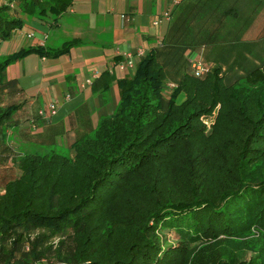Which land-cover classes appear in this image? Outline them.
<instances>
[{
  "label": "trees",
  "instance_id": "trees-1",
  "mask_svg": "<svg viewBox=\"0 0 264 264\" xmlns=\"http://www.w3.org/2000/svg\"><path fill=\"white\" fill-rule=\"evenodd\" d=\"M71 2L0 0V41L24 24L21 13L56 20ZM263 5L178 2L160 44L116 80V105L75 138L72 155H19V174L0 186V264H264V56L251 67L245 55L233 60L244 69L233 80L219 64L195 75L186 56L222 41L243 46L239 56L251 51L243 34ZM74 42L1 55L0 142L21 106L3 102L16 81L7 66ZM231 49L213 57L227 61ZM112 78L102 71L91 90ZM203 115H213L209 128ZM165 229L177 233L174 243Z\"/></svg>",
  "mask_w": 264,
  "mask_h": 264
},
{
  "label": "crops",
  "instance_id": "crops-1",
  "mask_svg": "<svg viewBox=\"0 0 264 264\" xmlns=\"http://www.w3.org/2000/svg\"><path fill=\"white\" fill-rule=\"evenodd\" d=\"M182 1L72 0L56 20L51 17H27L21 13L24 24L16 28L9 39L2 40L6 41L3 47L5 54L25 46L41 45L45 34L47 37L42 45L49 52L66 41L76 42L60 55L52 57L30 52L7 66V78L16 81L12 89H5L3 102L21 103L11 119L16 123L21 114L23 118L18 126H28L31 121L37 125L38 122L42 125L37 129H51V140L65 139L72 144L79 134L95 126L100 114L110 113L116 105V80L134 70H121L116 66V62L123 59V52L134 51L137 47H143L146 51L160 44L169 20L158 24H153V20L164 10L173 9ZM28 32H33V35L28 36ZM243 39L253 45L250 53H244L246 59L251 65L257 64L260 57L264 56V5L255 14ZM249 54H252L253 59L248 57ZM235 55V50H232V61ZM102 71L113 77L108 89L93 91L91 84H83L85 78L95 72L99 75ZM66 93L70 94L69 98H65ZM50 100L57 101V112L44 120L37 111ZM6 130L7 126L3 142L7 137Z\"/></svg>",
  "mask_w": 264,
  "mask_h": 264
},
{
  "label": "rangeland",
  "instance_id": "rangeland-1",
  "mask_svg": "<svg viewBox=\"0 0 264 264\" xmlns=\"http://www.w3.org/2000/svg\"><path fill=\"white\" fill-rule=\"evenodd\" d=\"M223 25H231V22L229 18H222ZM6 42V41H5ZM4 41L0 44L1 49V55H4L6 52H3L4 47ZM223 43L219 45H204L197 47L196 49L189 50L186 53V56L188 57L189 52L194 56L196 53L201 54L202 58L204 59L206 64H210L212 66H215L217 64L220 65L222 73L226 76L228 80H233L237 73H244L243 68H234L232 66H229L232 64L231 55L230 58L227 59V61H223V59H219L218 62L215 59V55L213 57V54H215V50H219L225 52L224 50H228V47H231L235 52H243V46L236 45V44H227L224 41ZM209 46V47H208ZM253 48V45H249ZM213 48H216L213 50ZM257 48V47H256ZM231 49V50H232ZM230 50V51H231ZM249 50V49H248ZM197 51V52H196ZM207 52V55L205 56ZM247 53V52H246ZM250 53V51H248ZM225 56L227 53L224 54ZM244 54L239 56L238 54L235 55V60H239V62H243ZM248 57L253 59L252 54H249ZM230 62V63H229ZM251 64L248 63V67ZM174 69H171L173 71ZM176 76H171L169 78L170 81L175 79ZM166 87H168V84L166 83ZM164 87L163 89H166ZM116 104V103H115ZM46 105L42 108H45ZM20 118L16 120V123H14V120L11 119V121L7 124V130H6V139L4 142H0V186L2 185L10 178L16 177L20 170L17 165L18 156L21 155L24 152H47L50 150H56L61 153L71 155L73 153L72 144H69L65 141V139L62 140H51V137L49 136V133L51 132V129L44 127L43 129H37V127H40L42 124L37 122V125L34 123L32 124V121L30 125L22 127L20 124L22 121L23 116L21 114L19 115ZM20 120V121H19ZM13 125H12V124ZM28 123V121L26 122ZM44 124V123H43ZM35 126V127H34ZM48 130H45V129ZM162 236L164 237V241L172 242L174 243L177 240V233L174 231V229H165L161 231ZM33 235V233H32ZM31 235V236H32ZM25 247L27 248V244H25ZM43 261L46 262L44 259Z\"/></svg>",
  "mask_w": 264,
  "mask_h": 264
},
{
  "label": "built area",
  "instance_id": "built-area-1",
  "mask_svg": "<svg viewBox=\"0 0 264 264\" xmlns=\"http://www.w3.org/2000/svg\"><path fill=\"white\" fill-rule=\"evenodd\" d=\"M172 11L171 9L164 10L161 15L153 20V24L161 23L162 21H168L171 19ZM28 36H32L33 32H28ZM47 35L45 34L43 38L41 39L40 43L41 45L44 44V41L46 39ZM145 52V49L143 47H137L134 51H124L123 52V59L116 62V66L121 69H130L135 67V63L138 57H140ZM190 55H188L187 59L190 63V67L195 75L202 76L204 75L209 69L210 64H206L204 59L202 58V55L195 54L192 56V54L189 52ZM98 76V72L93 73L91 77L85 78V81L83 84H91L93 79ZM168 87H172L175 85L174 81H168L167 82ZM70 94L66 93L65 98H69ZM57 112V101L56 100H50L47 102L45 108H39L37 113L40 117H42L44 120L50 119L53 115H55ZM214 113V112H213ZM203 122L210 127L211 123L213 122V115H203L202 116ZM34 264H44L42 261L35 262ZM58 264H66V263H58Z\"/></svg>",
  "mask_w": 264,
  "mask_h": 264
}]
</instances>
